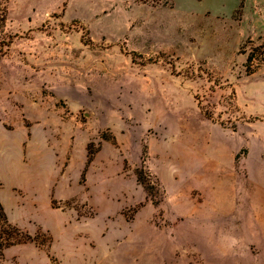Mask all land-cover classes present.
<instances>
[{
  "label": "rangeland",
  "instance_id": "1",
  "mask_svg": "<svg viewBox=\"0 0 264 264\" xmlns=\"http://www.w3.org/2000/svg\"><path fill=\"white\" fill-rule=\"evenodd\" d=\"M0 264H264V0H0Z\"/></svg>",
  "mask_w": 264,
  "mask_h": 264
},
{
  "label": "trees",
  "instance_id": "2",
  "mask_svg": "<svg viewBox=\"0 0 264 264\" xmlns=\"http://www.w3.org/2000/svg\"><path fill=\"white\" fill-rule=\"evenodd\" d=\"M5 21L4 13L0 14V25ZM4 46H8L5 41H0V59L5 54ZM24 242L22 233L15 227L11 226L7 220V216L0 204V255L1 250L13 244Z\"/></svg>",
  "mask_w": 264,
  "mask_h": 264
}]
</instances>
